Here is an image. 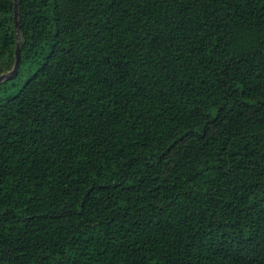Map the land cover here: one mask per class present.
I'll return each instance as SVG.
<instances>
[{
  "label": "trees",
  "instance_id": "16d2710c",
  "mask_svg": "<svg viewBox=\"0 0 264 264\" xmlns=\"http://www.w3.org/2000/svg\"><path fill=\"white\" fill-rule=\"evenodd\" d=\"M0 0V264H264V0Z\"/></svg>",
  "mask_w": 264,
  "mask_h": 264
},
{
  "label": "water",
  "instance_id": "95a60500",
  "mask_svg": "<svg viewBox=\"0 0 264 264\" xmlns=\"http://www.w3.org/2000/svg\"><path fill=\"white\" fill-rule=\"evenodd\" d=\"M15 18H16V28H17L18 34H19L20 22H19V3H18V0H15ZM20 51H21V48H20V44H19V40H18L15 66L11 72H9L8 74L0 76V83H2L3 81H6V80H11L17 75L19 68H20V59H21Z\"/></svg>",
  "mask_w": 264,
  "mask_h": 264
}]
</instances>
